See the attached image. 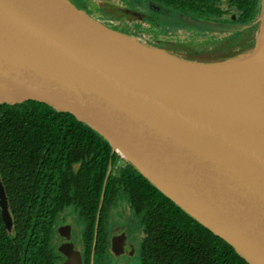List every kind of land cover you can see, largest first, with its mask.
Wrapping results in <instances>:
<instances>
[{"label": "water", "instance_id": "1", "mask_svg": "<svg viewBox=\"0 0 264 264\" xmlns=\"http://www.w3.org/2000/svg\"><path fill=\"white\" fill-rule=\"evenodd\" d=\"M254 23L252 42L228 36L197 52L148 42L71 0H0V104L71 113L248 264H264V0ZM240 53L250 59L222 65ZM0 210L12 234L1 179Z\"/></svg>", "mask_w": 264, "mask_h": 264}, {"label": "trees", "instance_id": "2", "mask_svg": "<svg viewBox=\"0 0 264 264\" xmlns=\"http://www.w3.org/2000/svg\"><path fill=\"white\" fill-rule=\"evenodd\" d=\"M249 8V0H238L237 21L250 18ZM0 179L13 226L9 234L0 210V264H52L48 241L59 210L87 201L96 224L99 213L123 194L135 212L143 213L144 247L153 253L152 264H248L228 242L111 153L97 132L44 102L0 104Z\"/></svg>", "mask_w": 264, "mask_h": 264}, {"label": "flooded vegetation", "instance_id": "3", "mask_svg": "<svg viewBox=\"0 0 264 264\" xmlns=\"http://www.w3.org/2000/svg\"><path fill=\"white\" fill-rule=\"evenodd\" d=\"M86 1L90 2V6L99 5L98 14L111 21L113 25L121 26L127 23L123 16H112V12L108 14L102 11L100 5L107 0ZM249 2L253 6L247 10L250 20L243 22L237 21L238 0H141L140 4L145 5L149 13L142 10L141 13L138 12V16L145 18L144 15L149 14L153 23H160L164 16L165 26L167 25L169 30L176 26L189 28L187 21L190 19L196 21V25L202 28H210L212 25L224 26L227 30L230 29L227 36H220L224 38L237 34V29L248 23L252 25L253 19L255 21L260 0ZM133 4L136 3L133 2L129 6H134ZM200 14H207L205 17L209 18L200 17ZM226 24L235 25L236 28ZM246 32L243 31L244 34ZM120 165L122 168L126 167L123 162H120ZM119 203H123L122 206L127 209L120 207L114 211L112 208H117ZM99 214V220L95 224L94 213L87 201H75L57 212L48 241V256L52 264H152L150 260L153 253H149L144 247L147 225L143 213L133 210L128 195L123 194L117 202ZM138 237L140 241H137Z\"/></svg>", "mask_w": 264, "mask_h": 264}, {"label": "rangeland", "instance_id": "4", "mask_svg": "<svg viewBox=\"0 0 264 264\" xmlns=\"http://www.w3.org/2000/svg\"><path fill=\"white\" fill-rule=\"evenodd\" d=\"M71 1L75 3V5L79 8L86 9L87 11H94L95 13L100 12L97 10L99 8V5L90 6V2L86 0H71ZM95 2L97 3V1ZM133 2L136 3L133 4L135 7L137 5L136 9L134 6L131 7L129 6V4H132ZM140 2L141 0H132V1L107 0L104 1V4L100 5V7L102 8V11L110 14L111 13L110 9H112L110 8V6L111 5L115 6L116 8L112 11V16L115 15L123 16L127 22V23L125 22L126 23L125 25L115 26L116 28L121 30H127L128 32L136 33V35L141 36V38H143L144 40H147L148 42L157 45L173 44V45H178L181 48H187L190 51L196 50L197 52L199 51L205 52L209 50L215 51L220 49L221 47L226 46V44L221 42L226 40L227 37L222 38L220 36H224L228 34L230 29L227 30L226 27L218 26V25L217 26L212 25V27L210 28H202L196 25L197 24L196 21L190 19L189 21H187L189 28L176 26L173 30H169V27L167 25L165 26L166 18L164 16H162V18L160 19V23H156V22L153 23L152 18L149 14H145L144 15L145 18L139 17L138 14L141 13L142 10L148 12L147 7H144L145 5H141ZM125 9H129V12L127 14L118 13V11L124 12ZM101 15L106 16V14L103 13H101ZM248 24L249 25L242 26L239 29H237V31L241 29L242 30L241 33L232 35L233 39L239 42L237 44L244 43L246 41L252 42L255 39L257 27L256 26L253 27L250 23ZM229 27L236 28L235 25H230ZM245 30L247 31L246 34L243 33V31ZM115 164H119V162ZM122 205L123 203H119L117 208L113 207L112 209H114L115 211V209L117 210L120 209V207H122L124 210H126L127 208H124ZM139 239L140 238L138 237L137 241Z\"/></svg>", "mask_w": 264, "mask_h": 264}, {"label": "bare ground", "instance_id": "5", "mask_svg": "<svg viewBox=\"0 0 264 264\" xmlns=\"http://www.w3.org/2000/svg\"><path fill=\"white\" fill-rule=\"evenodd\" d=\"M111 37V35H109ZM114 36V35H113ZM116 37V36H115ZM115 39V38H113ZM118 39V38H117ZM118 41H120L121 43L123 44H126L132 48H136V49H140L136 44H134L133 42H130V41H125V40H122V39H119ZM147 51V50H146ZM150 54H156V55H161L160 53L158 52H154V51H148ZM163 56V55H162ZM249 54L247 53H240L238 54L237 56H234V57H230L228 59H226L222 65L225 66V67H233V66H237L239 64H242L244 62H246L247 60H249ZM122 154L123 152L120 151Z\"/></svg>", "mask_w": 264, "mask_h": 264}]
</instances>
